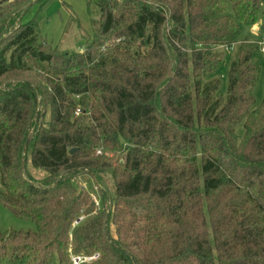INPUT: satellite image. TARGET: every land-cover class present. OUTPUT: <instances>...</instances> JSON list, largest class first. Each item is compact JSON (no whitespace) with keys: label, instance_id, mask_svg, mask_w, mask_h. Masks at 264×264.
<instances>
[{"label":"trees","instance_id":"trees-1","mask_svg":"<svg viewBox=\"0 0 264 264\" xmlns=\"http://www.w3.org/2000/svg\"><path fill=\"white\" fill-rule=\"evenodd\" d=\"M46 1L0 0V203L34 225L0 230V264H264L258 44L237 42L264 0H86L76 51L23 20Z\"/></svg>","mask_w":264,"mask_h":264},{"label":"rangeland","instance_id":"rangeland-1","mask_svg":"<svg viewBox=\"0 0 264 264\" xmlns=\"http://www.w3.org/2000/svg\"><path fill=\"white\" fill-rule=\"evenodd\" d=\"M227 13L232 15L231 5L227 3ZM98 16L93 2L87 5L86 0H47L43 5L34 3L25 14L23 20L34 19L41 39L52 47L59 50L76 51L86 38L93 35L92 20ZM264 22V16L260 10L253 26L245 27L238 35L237 42L247 41L250 43H264V30L261 25ZM222 62L217 69V76L220 79L221 88L226 85V72L230 58L234 56L235 47L222 51ZM259 57L258 79L253 87L252 94L254 103L252 109H255L261 102L264 94V52L257 49ZM235 134L240 139L243 136V125L239 122L235 125ZM26 169L31 177L39 179L44 177V172L32 168L26 163ZM107 181V180H106ZM94 188V187H93ZM94 191L95 188H94ZM92 198L97 202V194L91 192ZM34 225L28 220L21 219L12 214L0 203V230L3 232L14 230L33 229ZM52 264H57L53 261Z\"/></svg>","mask_w":264,"mask_h":264},{"label":"built area","instance_id":"built-area-1","mask_svg":"<svg viewBox=\"0 0 264 264\" xmlns=\"http://www.w3.org/2000/svg\"><path fill=\"white\" fill-rule=\"evenodd\" d=\"M258 48L261 52H264V43H258ZM226 49V48H225ZM78 114V111L76 112V115ZM97 256L93 255L91 257H71V264H81L82 262L89 261L95 259Z\"/></svg>","mask_w":264,"mask_h":264},{"label":"water","instance_id":"water-1","mask_svg":"<svg viewBox=\"0 0 264 264\" xmlns=\"http://www.w3.org/2000/svg\"><path fill=\"white\" fill-rule=\"evenodd\" d=\"M74 150H75V148H73V149H70V150H69V153H73V152H74Z\"/></svg>","mask_w":264,"mask_h":264}]
</instances>
